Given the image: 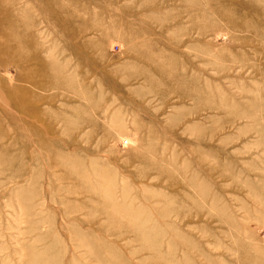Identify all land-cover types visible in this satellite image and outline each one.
Wrapping results in <instances>:
<instances>
[{
	"label": "rangeland",
	"instance_id": "374dc122",
	"mask_svg": "<svg viewBox=\"0 0 264 264\" xmlns=\"http://www.w3.org/2000/svg\"><path fill=\"white\" fill-rule=\"evenodd\" d=\"M0 264H264V0H0Z\"/></svg>",
	"mask_w": 264,
	"mask_h": 264
}]
</instances>
